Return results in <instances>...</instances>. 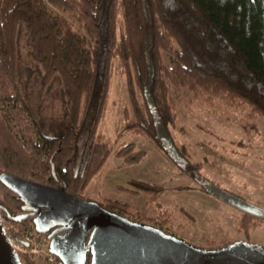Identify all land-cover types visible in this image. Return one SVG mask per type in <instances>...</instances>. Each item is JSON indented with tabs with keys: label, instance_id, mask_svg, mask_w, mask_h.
Wrapping results in <instances>:
<instances>
[{
	"label": "trees",
	"instance_id": "16d2710c",
	"mask_svg": "<svg viewBox=\"0 0 264 264\" xmlns=\"http://www.w3.org/2000/svg\"><path fill=\"white\" fill-rule=\"evenodd\" d=\"M65 15L74 18L78 29ZM19 29L26 55L42 73L41 85L48 87L55 78L59 82L67 119L58 136L44 133L19 85ZM160 52L168 56L169 68ZM115 68L124 76L131 110L129 117L123 108L120 132L151 139L204 192L202 177H195L170 136V148L153 139L152 124L167 127L177 116L169 84L188 89L193 98L205 95L244 110L247 118L257 117L264 124V0H0V174L46 186L57 181L68 194L81 198L110 155L125 165L140 162L144 152L132 144H117L120 135L110 142L98 132ZM147 78L153 109L143 98ZM80 136L87 153L78 168L74 155ZM119 189L145 195L156 210L151 222L160 229L168 223L171 214L158 205L162 188L128 181ZM21 206L0 183L1 219L17 224L7 216L20 215ZM102 206L139 221L149 218L141 217L148 208L132 211L113 201ZM180 213L187 215L182 209ZM262 223L241 214L236 231L248 234ZM21 262L32 264L26 257Z\"/></svg>",
	"mask_w": 264,
	"mask_h": 264
},
{
	"label": "rangeland",
	"instance_id": "374dc122",
	"mask_svg": "<svg viewBox=\"0 0 264 264\" xmlns=\"http://www.w3.org/2000/svg\"><path fill=\"white\" fill-rule=\"evenodd\" d=\"M65 18L78 29L72 16L65 15ZM22 36V29H19V85L34 119L40 123L44 133L58 136L59 132L65 131L67 119L59 82L55 78L48 87L41 85L42 73L26 55ZM160 57L169 68L168 56L160 52ZM169 88L176 103L177 116L166 129L174 148L183 153L186 163L196 173L195 177H202L204 185L212 183L226 193L264 211L262 120L257 117L247 118L246 111L229 108L216 99L206 98L205 95L193 98L186 88L178 89L170 84ZM127 95L124 76L115 68L111 75L107 107L98 132L110 142L120 135L117 144H132L135 151H142L145 156L137 164L125 165L110 155L80 197L101 205L105 201L125 204L132 211L148 208L149 213L141 216L144 219L149 217L147 220L139 221L136 217H127L159 228L155 222H151L156 210H153L145 195L135 196L119 189L126 187L128 181L148 183L162 188L158 205L160 210L171 214L168 223L159 228L165 233L206 249L235 241L264 248V223L248 234L238 233L237 222L243 213L201 192L198 185L181 173L151 139L131 132H120L123 108L131 117ZM80 137L74 155V164L78 168L82 167L87 153L84 136ZM180 209L187 215L180 213ZM2 227L6 234L12 235L11 243L20 262L26 257L32 264H54L45 250V242L32 225L21 226L2 220ZM20 241L27 242L28 247L24 248Z\"/></svg>",
	"mask_w": 264,
	"mask_h": 264
},
{
	"label": "water",
	"instance_id": "95a60500",
	"mask_svg": "<svg viewBox=\"0 0 264 264\" xmlns=\"http://www.w3.org/2000/svg\"><path fill=\"white\" fill-rule=\"evenodd\" d=\"M151 79L143 86V98L147 108L153 109L150 96ZM153 139L171 147L169 134L163 124L154 122ZM170 157V155H168ZM176 159L182 156L175 153ZM0 183L22 203L21 210L28 214L9 217L20 222L32 217L37 234L80 229L89 233L87 248L90 264H264V248L243 241H235L217 248H201L183 239L165 233L151 225L133 221L105 209L101 204L72 196L65 186L53 188L31 180L0 174ZM202 190L218 201L253 218L264 221V211L226 193L208 183ZM24 247L28 243L20 241ZM0 264H22L15 253L11 239L2 227L0 217Z\"/></svg>",
	"mask_w": 264,
	"mask_h": 264
},
{
	"label": "flooded vegetation",
	"instance_id": "af4514ba",
	"mask_svg": "<svg viewBox=\"0 0 264 264\" xmlns=\"http://www.w3.org/2000/svg\"><path fill=\"white\" fill-rule=\"evenodd\" d=\"M180 160H183V158ZM54 184L55 186L50 187H60V184L57 181H55ZM20 214H28V211H22ZM27 219L32 220V217H27L24 220ZM20 222H17V224ZM56 229H58V227H53L48 230L46 234H40L45 242V250L52 258L53 263L90 264L91 254L90 250L87 248L89 233L85 234V232H81L80 229L58 231L53 233Z\"/></svg>",
	"mask_w": 264,
	"mask_h": 264
},
{
	"label": "built area",
	"instance_id": "2783aa9c",
	"mask_svg": "<svg viewBox=\"0 0 264 264\" xmlns=\"http://www.w3.org/2000/svg\"><path fill=\"white\" fill-rule=\"evenodd\" d=\"M13 246V245H12Z\"/></svg>",
	"mask_w": 264,
	"mask_h": 264
}]
</instances>
